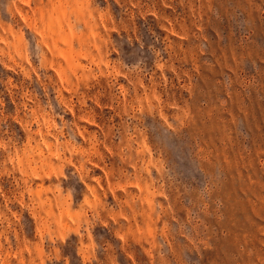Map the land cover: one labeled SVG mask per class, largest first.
<instances>
[{
  "label": "rangeland",
  "instance_id": "rangeland-1",
  "mask_svg": "<svg viewBox=\"0 0 264 264\" xmlns=\"http://www.w3.org/2000/svg\"><path fill=\"white\" fill-rule=\"evenodd\" d=\"M0 264H264V0H0Z\"/></svg>",
  "mask_w": 264,
  "mask_h": 264
}]
</instances>
